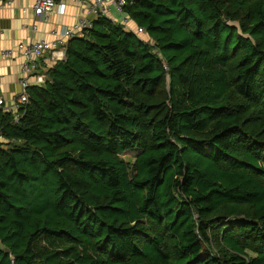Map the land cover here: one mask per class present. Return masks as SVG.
Wrapping results in <instances>:
<instances>
[{
  "label": "trees",
  "instance_id": "16d2710c",
  "mask_svg": "<svg viewBox=\"0 0 264 264\" xmlns=\"http://www.w3.org/2000/svg\"><path fill=\"white\" fill-rule=\"evenodd\" d=\"M124 12L0 110V264H264V0Z\"/></svg>",
  "mask_w": 264,
  "mask_h": 264
},
{
  "label": "crops",
  "instance_id": "0c3cea01",
  "mask_svg": "<svg viewBox=\"0 0 264 264\" xmlns=\"http://www.w3.org/2000/svg\"><path fill=\"white\" fill-rule=\"evenodd\" d=\"M33 4V0H12L9 4L0 0V13H3L0 15V50L8 48L16 51L21 43L44 40L61 43L58 50L65 52L69 38H64L61 31L64 27L76 26L81 16L80 6L75 0H64L63 13L53 9L45 15L38 16L34 13ZM110 18L121 22L122 15L113 12ZM33 25L36 29H32ZM80 34L81 31L74 30L75 36ZM58 54L61 52L58 51ZM63 56L52 58L48 53L42 59V65L47 70L54 61L62 59ZM22 61L23 57L18 52H14L10 58L0 55V96L3 97L6 106H13L21 93L19 79L23 77ZM27 81L30 85L35 84V76H30Z\"/></svg>",
  "mask_w": 264,
  "mask_h": 264
},
{
  "label": "built area",
  "instance_id": "2783aa9c",
  "mask_svg": "<svg viewBox=\"0 0 264 264\" xmlns=\"http://www.w3.org/2000/svg\"><path fill=\"white\" fill-rule=\"evenodd\" d=\"M5 3H11L12 0H3ZM81 8V16L79 17L77 24L74 28L64 27L61 34L64 38H71L74 35V30L86 32L92 25L93 18L97 16L112 17L113 12H117L122 15L121 24L127 31L133 32L139 38L145 42L151 43L149 38L142 36L144 28L135 25L125 14L124 6L126 0H75ZM64 0H35L33 9L35 15L42 16L47 12L55 9L58 13L64 11ZM32 29H36L32 26ZM61 43L48 42L44 40H37L34 42L21 43L17 46V50L12 49H1L0 55L2 57H12L14 52H18L22 57L21 70L23 77L19 79L21 86V93L15 99L13 106H6L3 97L0 96V110L12 112L15 120L19 117L18 108L24 105L28 101L27 88L30 86L27 79L34 75L35 84H44L47 81L46 69L42 65V59L48 53L51 54L52 58L61 57L64 55V50H58ZM58 51L61 54H58ZM64 57V56H63ZM0 141H6L0 132Z\"/></svg>",
  "mask_w": 264,
  "mask_h": 264
},
{
  "label": "rangeland",
  "instance_id": "374dc122",
  "mask_svg": "<svg viewBox=\"0 0 264 264\" xmlns=\"http://www.w3.org/2000/svg\"><path fill=\"white\" fill-rule=\"evenodd\" d=\"M122 157H123L125 160L131 161V160H133V153H126V154H123Z\"/></svg>",
  "mask_w": 264,
  "mask_h": 264
},
{
  "label": "clouds",
  "instance_id": "9594fccd",
  "mask_svg": "<svg viewBox=\"0 0 264 264\" xmlns=\"http://www.w3.org/2000/svg\"><path fill=\"white\" fill-rule=\"evenodd\" d=\"M35 2V0H33V3ZM111 2V0H109V3ZM14 6V5H13ZM3 13H0V15H2Z\"/></svg>",
  "mask_w": 264,
  "mask_h": 264
}]
</instances>
